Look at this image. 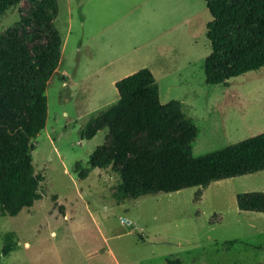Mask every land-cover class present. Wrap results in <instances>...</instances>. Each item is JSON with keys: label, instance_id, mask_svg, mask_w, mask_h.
I'll return each instance as SVG.
<instances>
[{"label": "rangeland", "instance_id": "obj_1", "mask_svg": "<svg viewBox=\"0 0 264 264\" xmlns=\"http://www.w3.org/2000/svg\"><path fill=\"white\" fill-rule=\"evenodd\" d=\"M48 1L21 0L0 14L1 49L14 39L35 58L52 34L66 39L64 63L45 88V126L31 139L41 197L15 216L0 213V264H166L175 257L183 264H264V213L236 205L237 193L264 191V170L118 199L121 163L88 164L94 149L112 144L111 134L80 137L118 101L114 83L144 67L159 101H180L193 122L194 155L258 135L264 65L226 84L205 83V0H55L56 16L43 22L35 14L39 6L49 13ZM104 23L103 34L115 41L107 50L100 37L87 38Z\"/></svg>", "mask_w": 264, "mask_h": 264}, {"label": "trees", "instance_id": "obj_2", "mask_svg": "<svg viewBox=\"0 0 264 264\" xmlns=\"http://www.w3.org/2000/svg\"><path fill=\"white\" fill-rule=\"evenodd\" d=\"M21 0H0V14ZM211 20L206 38L211 52L203 61L205 83L226 84L227 79L264 65V0H205ZM39 6L40 21L53 19L57 3ZM61 44L52 34L45 48L32 58L14 39L0 48V213L15 216L40 199L43 176L35 172L31 152L34 138L45 126V88L56 70ZM118 101L96 116L80 132L91 139L107 129L112 144L94 149L92 167L120 162L118 199L168 193L212 181L264 170V132L222 148L194 155L195 128L178 100L161 103L151 71L144 67L115 83ZM86 171L79 173L85 177ZM241 211L264 213V191L236 194ZM166 264H183L178 257Z\"/></svg>", "mask_w": 264, "mask_h": 264}, {"label": "crops", "instance_id": "obj_3", "mask_svg": "<svg viewBox=\"0 0 264 264\" xmlns=\"http://www.w3.org/2000/svg\"><path fill=\"white\" fill-rule=\"evenodd\" d=\"M102 28L101 29H99V31H95L94 33H93V35H88L87 36V38L89 37V36H91L92 38H94L95 39V37H100V48H101V50H104V49H110V46L111 45H114V39L112 40V39H110V38H106L105 37V35L103 34L104 33V29H107L109 26H107V24L106 23H104L102 26H101ZM115 35V34H114ZM117 37H120L121 38V36L120 35H117ZM63 42H62V44H61V55H60V59H61V61H60V64H59V66L57 67V69L58 68H60L61 66H62V62L64 63V49H63V43L65 44L66 43V39H64V40H62ZM112 42L111 44H110V42ZM64 73L66 72V70H64V69H61ZM155 79V78H154ZM156 82V81H155Z\"/></svg>", "mask_w": 264, "mask_h": 264}]
</instances>
